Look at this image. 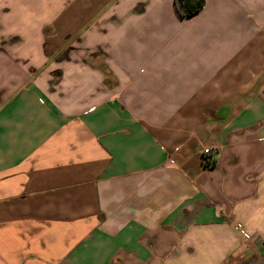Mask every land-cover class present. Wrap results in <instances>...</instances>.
<instances>
[{"label":"crops","instance_id":"1","mask_svg":"<svg viewBox=\"0 0 264 264\" xmlns=\"http://www.w3.org/2000/svg\"><path fill=\"white\" fill-rule=\"evenodd\" d=\"M0 264H264V0H0Z\"/></svg>","mask_w":264,"mask_h":264},{"label":"trees","instance_id":"2","mask_svg":"<svg viewBox=\"0 0 264 264\" xmlns=\"http://www.w3.org/2000/svg\"><path fill=\"white\" fill-rule=\"evenodd\" d=\"M173 3L181 18H190L203 8L205 0H173ZM213 164L214 161H211V163L206 161L205 166H212Z\"/></svg>","mask_w":264,"mask_h":264},{"label":"built area","instance_id":"3","mask_svg":"<svg viewBox=\"0 0 264 264\" xmlns=\"http://www.w3.org/2000/svg\"><path fill=\"white\" fill-rule=\"evenodd\" d=\"M201 153L205 156H208L209 157V162L210 161H214V158L216 156V151L213 150L212 148H209V147H205L202 149ZM203 165H206V160L204 159L203 160Z\"/></svg>","mask_w":264,"mask_h":264}]
</instances>
